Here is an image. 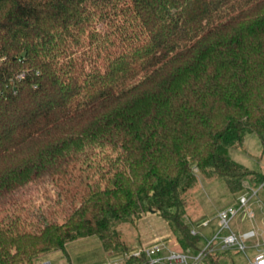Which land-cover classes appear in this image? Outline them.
Wrapping results in <instances>:
<instances>
[{"label":"trees","instance_id":"obj_1","mask_svg":"<svg viewBox=\"0 0 264 264\" xmlns=\"http://www.w3.org/2000/svg\"><path fill=\"white\" fill-rule=\"evenodd\" d=\"M118 11L136 34L85 68L74 50ZM250 132L264 146V0H0V195L87 145L122 164L61 223L0 224V264H34L88 236L125 253L115 225L144 212L166 221L181 251H201L183 195L196 171L231 193L261 183L227 154ZM202 255L233 264L210 246Z\"/></svg>","mask_w":264,"mask_h":264},{"label":"rangeland","instance_id":"obj_2","mask_svg":"<svg viewBox=\"0 0 264 264\" xmlns=\"http://www.w3.org/2000/svg\"><path fill=\"white\" fill-rule=\"evenodd\" d=\"M94 30L98 33L97 41H89L86 37L83 45L73 52L77 62L82 63L85 68H89L91 64L102 67L103 56L125 48L128 44L125 36L132 37L137 32L119 11L117 14L109 12L101 20H97ZM227 154L244 167L264 174V146L255 133H246L242 146L229 148ZM116 157L117 152L109 147L87 145L82 152L48 166L41 175L33 177L24 186L0 195V224L16 220L20 226L37 231L45 221L63 222L90 187H103L107 177L116 169H121L122 164L115 162ZM243 184L245 188L242 191L231 193L221 178H206L196 171L194 185L183 195V220L192 233L199 235L198 246L203 249L208 241H212L210 248L216 253L224 251V256L233 264H249V260L258 251L264 250V224L255 225L260 211L264 213V188L249 200L252 202L257 199V203L253 202L251 208H248L254 212L253 216L240 209L229 219L228 228H221L219 212L228 206L237 207L238 197L255 189L252 181L245 180ZM250 224L253 228H260L262 234L251 227L250 230L256 236L243 240L244 249L235 246L227 249L221 247L219 237L230 230L238 235L250 228ZM115 229L129 246V251L155 242L165 243L161 255H165L168 249L181 251L175 234L158 213L144 212L133 223H119L115 225ZM217 233L219 237L214 238ZM65 250L66 253L55 250L40 255L34 259V264H100L114 257L102 248L96 236L68 242ZM188 250L194 252L192 249Z\"/></svg>","mask_w":264,"mask_h":264},{"label":"built area","instance_id":"obj_3","mask_svg":"<svg viewBox=\"0 0 264 264\" xmlns=\"http://www.w3.org/2000/svg\"><path fill=\"white\" fill-rule=\"evenodd\" d=\"M22 77V74L19 75ZM255 189H250L238 197V206H228L221 210L218 214V217L221 222V228H228V221L229 219L234 216L237 211L243 209L250 216H253L252 212L248 209L249 208V199L256 196L258 191L264 188V178L259 183ZM205 224V222L203 223ZM230 230V229H228ZM194 234V233H193ZM256 236V233L253 230H249L246 232L239 233L236 235L234 232L230 230L227 234L223 235L222 237L218 236V233L215 235L214 238H221V247L224 249L230 247H238L240 249H244L243 240L248 239L250 237ZM212 241H208V243L204 246L201 251H194L189 252V250L180 251V250H173L168 249L165 255H161L162 249L165 247V243L163 242H155L143 248H135L129 252H125L109 258L100 264H203L202 262V253L205 248L210 246ZM142 254L146 256V258L142 261H130L131 258H138ZM46 264V263H43ZM249 264H264V250L258 251L251 260H249Z\"/></svg>","mask_w":264,"mask_h":264},{"label":"crops","instance_id":"obj_4","mask_svg":"<svg viewBox=\"0 0 264 264\" xmlns=\"http://www.w3.org/2000/svg\"><path fill=\"white\" fill-rule=\"evenodd\" d=\"M263 175H264V174H263ZM257 194H258V193H257ZM250 199H252V198H250ZM250 199H249V200H250ZM251 201H252V200H251ZM256 201H257V199H256ZM256 201L249 202V206L252 205L253 202H254V203H257ZM250 208H251V206H250ZM258 210L260 211L261 208L259 207ZM252 212H253V211H252ZM253 213H254V212H253ZM261 215H262L263 217H262ZM260 216H261V217H260ZM263 218H264V213L260 211V213H259V217H258V220H257V222L255 221V225H261V224H264V219H263ZM258 221H259V222H258ZM251 225H252V224H250V228H247V229L244 230L243 232H246V231L250 230L251 227H252V229L255 228V229H257V231H259V233H261L262 230H260V228H258V227H256V226L253 228V226H251ZM241 233H242V232H241ZM261 234H262V233H261Z\"/></svg>","mask_w":264,"mask_h":264}]
</instances>
